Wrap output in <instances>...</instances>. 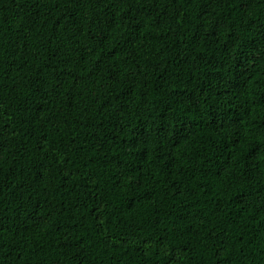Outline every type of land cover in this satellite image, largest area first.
I'll use <instances>...</instances> for the list:
<instances>
[{"label":"trees","instance_id":"16d2710c","mask_svg":"<svg viewBox=\"0 0 264 264\" xmlns=\"http://www.w3.org/2000/svg\"><path fill=\"white\" fill-rule=\"evenodd\" d=\"M0 264H264V0H0Z\"/></svg>","mask_w":264,"mask_h":264}]
</instances>
